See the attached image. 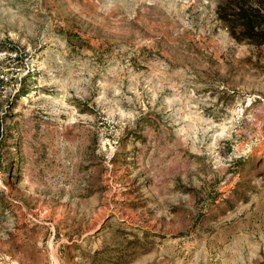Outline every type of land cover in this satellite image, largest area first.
<instances>
[{
    "label": "rangeland",
    "instance_id": "obj_1",
    "mask_svg": "<svg viewBox=\"0 0 264 264\" xmlns=\"http://www.w3.org/2000/svg\"><path fill=\"white\" fill-rule=\"evenodd\" d=\"M213 4L0 0V264H264V49Z\"/></svg>",
    "mask_w": 264,
    "mask_h": 264
},
{
    "label": "trees",
    "instance_id": "obj_2",
    "mask_svg": "<svg viewBox=\"0 0 264 264\" xmlns=\"http://www.w3.org/2000/svg\"><path fill=\"white\" fill-rule=\"evenodd\" d=\"M214 19L237 43L264 49V0H213ZM0 49L3 50V48ZM261 56H264V50ZM22 91V90H20Z\"/></svg>",
    "mask_w": 264,
    "mask_h": 264
}]
</instances>
